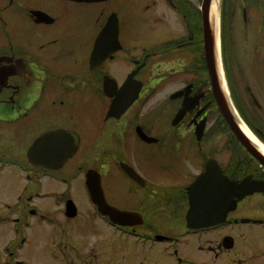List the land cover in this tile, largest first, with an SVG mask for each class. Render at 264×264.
I'll return each instance as SVG.
<instances>
[{
	"label": "flooded vegetation",
	"instance_id": "obj_1",
	"mask_svg": "<svg viewBox=\"0 0 264 264\" xmlns=\"http://www.w3.org/2000/svg\"><path fill=\"white\" fill-rule=\"evenodd\" d=\"M223 3L229 11L221 17ZM220 17L226 37L219 33ZM209 31L213 48L216 32L211 25ZM145 37L150 45L142 42ZM216 38L220 51L227 43L232 58L241 60L244 53L264 84V0H220ZM219 57L220 63L216 57L211 62L212 77L202 0H0V137L7 135L6 141L23 151L21 156L0 152V175L8 169L21 173L28 200L31 194L53 196L31 179L32 172L67 187L81 178L86 206L80 209L76 196L66 195L61 207L51 205L58 215L23 203L14 211L28 217L10 219V206L2 205L3 263L12 264L16 256L13 242L19 249L26 243L40 246L53 260L79 258L81 250L99 246L118 249L124 259L132 246L133 264H166L170 254L182 264L189 262L177 245L187 237L204 242L216 233L206 241L207 251L218 257L233 251L246 234L242 229L264 228V185L242 196L232 191L219 209L213 175L204 183L210 194L200 198V218L208 224L188 228L198 226L187 224L188 186L208 164L234 185L247 176L264 183V163L236 138L214 89L221 87L242 117L261 105L249 85L253 103L244 102L224 76L221 52ZM114 100L117 108L109 112ZM58 130L64 131L61 138L54 134ZM40 137L42 150L30 160L27 151ZM74 144L75 152L58 166L59 147ZM91 171L98 174L105 201L128 212L130 222L114 224L91 203L84 186ZM229 205L222 222L215 223ZM81 216L94 226L61 222ZM69 234L78 240L66 242Z\"/></svg>",
	"mask_w": 264,
	"mask_h": 264
},
{
	"label": "rangeland",
	"instance_id": "obj_2",
	"mask_svg": "<svg viewBox=\"0 0 264 264\" xmlns=\"http://www.w3.org/2000/svg\"><path fill=\"white\" fill-rule=\"evenodd\" d=\"M224 1L226 0H223V2ZM228 9L229 6H227L226 4V6L224 7L223 3L221 17L228 13ZM221 17L220 20H222ZM223 23V20L220 21L219 33L221 31ZM224 28L226 29V31H221L222 37H226V34H228L226 23ZM142 42L144 44L147 43V45H150V42L146 37L143 38ZM220 52L222 58L224 57V76L226 78L228 77V81H233L236 89L238 90V93L243 97L244 102L248 104V106L249 104L253 103L246 90V85H249L250 90L256 96L258 103L261 105L259 107V110L254 107V110H251L248 115H245L244 117L246 119L240 116L238 111L237 114L239 118L243 121V123L247 125L246 127H248L251 133L259 140V142H261V144L264 145V84L262 82L263 79L260 73L259 75H257L256 72H253V70L250 68V65H248V61L244 60V53L242 55L241 60H238L237 55L233 56L232 58V54L228 53L227 51V43H225L224 46L223 44L221 45ZM230 57L232 60H230ZM230 61L232 62V65L230 64ZM167 90L168 89L164 90L163 92H166ZM250 124H252L254 131L250 127ZM3 137H0V152L21 156L23 153L22 148L19 146L15 147V145H10V143L6 141V139L8 138L7 135H3ZM188 168H190L189 165ZM8 170L0 175V208L2 207V205L5 204H8L10 206V219H14L16 217H21V219H24L25 217H28L26 212L14 211L16 205H21L23 203H28V207H33L37 205L42 210L49 211L50 213L58 215L53 211L51 205L57 202L61 207L66 195L67 197L70 196L71 198H73V196H76L77 201L75 203L78 202L79 208H84V210H86V206L83 205L85 203V200L83 195V185L80 180L81 178L70 180L72 184L67 187L63 183H58L56 181V183H49L51 180L37 177L36 173L32 172L31 179L35 180L36 182L41 181L43 183L42 190H44L45 188V190L52 192L53 196H49L50 198L44 197V199H38L34 197L35 194H31L32 197H30V200H28L27 197L30 195L29 192L26 190L22 191L23 188H25V186L27 185L26 179L22 177L21 173L19 175ZM70 182H68V184ZM47 183L49 184L46 185ZM0 214H2V211L0 212ZM57 217L59 219L62 218L61 216ZM61 222L65 225L79 223L83 226H94V222L84 216H81L76 220L73 219L71 222H63V220H61ZM2 230L3 226L0 227V264H4L3 260L5 257L2 251ZM242 230L246 234H242L241 237L238 238V241L233 251L228 252L227 254H225L224 252L225 255L218 254V257L214 256L212 252L209 253V251H207L209 243L206 241L207 239H211V237L216 236V233L207 237V239H204V242L203 240L200 241L196 239L194 236H190L183 239V242L177 245V248L178 252L182 254L183 260L186 259L189 263L183 262L182 264H264V238L262 237L264 236V228L258 227L250 230ZM40 232L44 233L46 231ZM65 240H67L66 242L69 243L70 241L78 240V237H73L71 234H69ZM115 241H119V239H116ZM10 247L12 250L15 251L16 254L15 257H12L10 259V262H12V264H14V259L22 260L23 264H113L112 260H114L115 258L117 260V264H133V257L131 254L132 246L129 248V251L126 252V256L124 259L123 257L119 259L121 251L119 252L118 249H115L114 247L110 249H105L103 248V246H99L93 252H88L87 249L81 250L79 253L81 257L79 258L74 257L71 259V256H66V259L64 260H53L45 250H42V248L39 249L40 246L31 243L23 244L22 248L19 249L16 248V244L12 242ZM148 253L149 252H147V254ZM141 256L142 258H144V253H141ZM87 258L89 259V262ZM164 262L166 264L177 263L175 257L171 254L166 257ZM155 264H157V261Z\"/></svg>",
	"mask_w": 264,
	"mask_h": 264
},
{
	"label": "water",
	"instance_id": "obj_3",
	"mask_svg": "<svg viewBox=\"0 0 264 264\" xmlns=\"http://www.w3.org/2000/svg\"><path fill=\"white\" fill-rule=\"evenodd\" d=\"M212 0H202V18H203V26H204V45H205V55L208 60V65L210 69V74L213 77L211 62L214 57H216L217 62L220 63V57H219V45L218 40L216 36H214L216 42L215 46H213L210 43V21H209V8ZM213 38V42H214ZM222 77V75H221ZM214 93L216 96V99L218 101L219 108L222 112V115L231 128L232 132L236 136V138L240 141V143L251 153L253 154L259 161L264 163V155L260 152L258 147L252 143V141L248 138V136L244 133L242 128L240 127L239 120L236 118V113L231 107L228 105V102L226 101L225 95L221 87H217L214 89ZM226 94V93H225ZM135 96V95H134ZM228 99V98H227ZM117 108L116 101L114 100L110 106L109 112L111 110H114ZM122 107V109H124ZM111 114V113H110ZM63 130L55 131L54 134H57L59 138L64 134ZM42 143V138L36 139L33 144L29 147L27 151V155L30 160H32L31 156H37L40 154V151L42 150L40 148V145ZM59 147V153H58V166L66 160V158L70 157L76 150V145L72 146L71 148H65ZM33 163V162H32ZM93 172V171H91ZM94 176H92L89 172L85 175V185L88 189L90 200L93 204H95L98 208V210L101 213L108 214L110 219L114 222H121L125 224V219L128 218L129 213L124 212L121 210H118L112 206H110L104 199L102 188L100 185V180L98 177V174L94 171ZM218 174V176H216ZM220 169L214 164H208L206 166V170L199 174L197 177L194 178V180L190 183L188 186V195H189V208L186 213V220L187 224H204L206 223L205 218H200V213L202 212V207L200 206V198L203 196H206L207 194H210L211 190L208 188L210 187L209 184L206 186L204 183L208 180V176L213 175L214 178H212L213 181V192L216 193V197L218 199L219 209L222 207L223 203H227L228 196L231 195L232 191L240 190V193L238 196L251 194L256 191H260L263 188L264 183L260 180H254L250 176H247L243 178L238 185H234L228 180L225 179V177L221 176ZM229 185V186H228ZM201 188H204V193H202ZM229 190V192H227ZM214 195V196H215ZM68 209L67 212L69 214L73 213V207L72 202L68 201ZM233 205H229L225 207L218 216L215 219L223 220L226 210L229 208H232ZM231 241L227 242L225 244L226 247L230 246Z\"/></svg>",
	"mask_w": 264,
	"mask_h": 264
},
{
	"label": "bare ground",
	"instance_id": "obj_4",
	"mask_svg": "<svg viewBox=\"0 0 264 264\" xmlns=\"http://www.w3.org/2000/svg\"><path fill=\"white\" fill-rule=\"evenodd\" d=\"M219 3H220V0H212L210 4V8H209V21H210L211 27L214 28V31L216 32L215 33L216 36H217V26H218ZM220 78H221V75H220ZM235 115H236V118H238V120L240 121L239 124L242 130L244 131V133L248 136V138L252 141V143H254L258 147L260 152L264 155V145L261 144V142H259V140L251 133L248 127H246L243 121L239 118V116L237 114Z\"/></svg>",
	"mask_w": 264,
	"mask_h": 264
},
{
	"label": "trees",
	"instance_id": "obj_5",
	"mask_svg": "<svg viewBox=\"0 0 264 264\" xmlns=\"http://www.w3.org/2000/svg\"><path fill=\"white\" fill-rule=\"evenodd\" d=\"M244 119H246L245 117H244ZM251 126H252V124H250Z\"/></svg>",
	"mask_w": 264,
	"mask_h": 264
}]
</instances>
